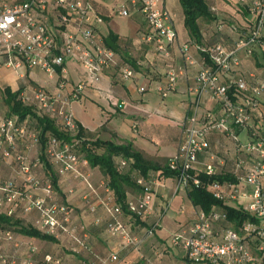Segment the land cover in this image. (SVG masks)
Returning <instances> with one entry per match:
<instances>
[{"label": "built area", "instance_id": "obj_1", "mask_svg": "<svg viewBox=\"0 0 264 264\" xmlns=\"http://www.w3.org/2000/svg\"><path fill=\"white\" fill-rule=\"evenodd\" d=\"M209 2L216 0H208ZM236 6L253 20V26L239 37L233 49L224 44L202 48L193 43L179 47L184 64L166 74L165 85L156 90L166 98L175 88L179 76L185 75L187 66L194 64L192 48L205 53L209 58L196 76L197 98L193 115L181 122V139L178 153L169 159V166L177 172L175 177L182 190L204 187L223 205L239 204L247 198V206L237 205L238 211L248 214L236 227L227 217L224 209L214 208L206 213L201 208L196 212L194 222L182 226L171 239V247L181 249L189 264H261L264 263V81L249 83L238 70L241 65L239 52L253 56L257 47L264 54V0H233ZM211 11L218 14V7L211 4ZM119 16L129 17L139 12L147 25L141 38L153 44L162 59L171 57L170 47L178 42L176 15L163 0H124L117 7ZM104 19L90 0H0V60L15 71L40 68L49 76H56L60 88L69 81L68 60H75L84 69L87 79L77 85L72 97L79 100L82 92L98 83L101 76L111 68L119 67L123 78L129 79L135 71L130 63L120 60L118 54L106 45L100 30ZM236 30L235 28L233 31ZM140 92L149 90L141 86ZM203 95L215 101L218 111L200 112ZM18 99L25 105L38 108L43 114L54 118L56 123L73 136L79 133L71 99L51 95L42 87L28 94L20 91ZM31 119L20 121L15 114L0 115V168L9 166L12 176L0 179V214L9 217L39 213V231L55 241L70 240V253L80 256L91 247L84 234L85 228L73 224L74 210L59 196L41 156L44 155L59 178L74 174L88 190L84 195L87 210L97 214L99 207L106 210L108 219L96 218L94 224L105 225L115 241V249L107 255H94L79 264H116L119 253L135 251L140 253L143 244L153 238L155 226L146 229L142 235L133 232V224L144 219L153 209L156 193L155 180L149 175L137 174L135 180L143 187L141 194L129 199L126 208L118 202L109 188V181L101 179L100 195L92 183L90 174L84 171L89 166L86 159L77 153L79 140L63 143L48 136L46 146L41 150L39 133L31 126ZM227 134L234 142L232 168H226V160L210 143V133ZM247 135L243 142L241 136ZM40 147L36 157L30 155ZM206 154L207 163H201L200 156ZM119 169L125 171L128 162L121 160ZM204 174L212 178L229 174L234 181L212 180L204 184L199 177ZM74 191L70 190V193ZM97 198V200H96ZM15 232L0 230V264H66L52 254L38 259V248L30 244L28 252L21 253L23 244ZM8 247L13 249L8 252ZM43 262V263H42Z\"/></svg>", "mask_w": 264, "mask_h": 264}, {"label": "crops", "instance_id": "obj_2", "mask_svg": "<svg viewBox=\"0 0 264 264\" xmlns=\"http://www.w3.org/2000/svg\"><path fill=\"white\" fill-rule=\"evenodd\" d=\"M104 19L100 33L102 38L115 47L121 62L126 61L133 67L135 74L129 79L122 77L119 67L111 68L105 72L98 83L87 87L80 95L79 100H74L72 95L81 80L87 79L84 69L75 60L67 62L69 69V81L66 88L61 89L56 76H49L40 68L23 70L18 72L4 65L0 60V115L11 116L9 106L6 104V92L18 93L26 90L28 94L38 87H42L51 95H60L64 99H71L69 108L74 113L75 120L84 131L86 138L100 139L106 142H115L119 145L131 143L133 148L141 152L151 163L164 166L170 158L178 153L181 139V122L186 117L193 115L197 98L196 76L200 71L205 56L193 46V65L187 66L185 75L178 78L175 88L164 98L157 90L159 85H165L166 74L171 69H177L183 65V59L179 47L185 43H193L200 47H207L214 43H222L228 49H233L238 34L233 33L226 22L236 21L240 27L247 28L251 22L248 14L240 10L233 3L229 5L224 0H216L218 7L216 22L199 20L201 27V42L189 35L184 22L183 35H179L178 42L170 47L172 55L168 59H162L155 51L153 44H147L141 38L147 31V25L139 12H132L129 17L130 28L120 29L112 24L115 17L119 16L117 7L124 0H90ZM167 6V0H163ZM236 7V8H235ZM176 15L175 22L179 16ZM121 17V16H119ZM123 17V16H122ZM223 24V25H222ZM177 30V22H176ZM113 34L117 40H113ZM241 65L238 70L251 84L264 81V54L261 47H257L253 56H247L239 52ZM132 63V64H131ZM141 86H148L149 90L140 92ZM35 111L42 113L38 108ZM218 111L219 106L209 95H203L200 104V112L206 110ZM128 127L129 130H124ZM209 143L213 151H216L226 160V168L233 166L234 142L227 134L217 132L210 133ZM40 147H35L30 155L36 157ZM201 163H207L206 154L200 156ZM6 171H11L9 166H4ZM90 174L92 183L97 187L100 195L104 196L99 187L100 180L105 176L99 168L90 166L84 168ZM161 172H151L155 180L154 192L156 193L153 209L149 215L142 219V224H133V232L142 235L146 229L154 228L153 238H149L141 252L122 251L116 264H189L185 253L181 249L171 247V239L182 226L194 222L195 214L199 210L194 206L188 196V192L182 190L176 178H165ZM59 196L74 210L73 224L85 228L82 233L86 236L90 249L83 255L77 256L69 251L70 240L51 242L37 238L26 237L15 232V237L23 244L21 253L28 252L30 244L38 248V259L43 261L45 255L52 254L60 257L66 264H79L81 260L93 259L94 255H107L114 251L115 241L109 236L103 224H94L96 218L108 219L105 209L99 207L97 214L90 213L83 200L88 188L74 174L59 179ZM70 190L74 191L70 193ZM129 198L135 197L134 193H128ZM97 200V198H96ZM23 223L39 230V213L32 211L23 214ZM8 252L13 249L8 247ZM170 252V257L165 252ZM160 253V254H158ZM43 263V262H42Z\"/></svg>", "mask_w": 264, "mask_h": 264}, {"label": "trees", "instance_id": "obj_3", "mask_svg": "<svg viewBox=\"0 0 264 264\" xmlns=\"http://www.w3.org/2000/svg\"><path fill=\"white\" fill-rule=\"evenodd\" d=\"M224 1L229 5H232L231 3H233V0ZM179 2L183 10L185 27L189 35L192 36L196 41L201 42L203 36L201 35L199 20L216 22V14L212 13L210 7L211 4H215V1L209 2L208 0H179ZM235 22L236 21L234 20L232 23H229V26L227 27H229L231 31L236 34H238V32L248 31L249 28H251L254 24L253 20L251 19V22L248 23V27L243 28ZM234 28L236 30L233 31ZM110 37L114 41L117 40L113 34H111ZM215 44L217 43L208 46H213ZM106 45L115 51L116 48L113 47L110 42L106 41ZM202 54L205 56L206 63H209L210 61L208 56L203 52ZM18 94L19 92L12 93L11 91H7L6 104L9 106L10 113L17 115L20 121H25V119L28 118L31 119L32 125H34L33 127L39 133L41 150L45 148L47 141L46 138L48 136L56 138L63 143H73L74 140H79L80 144L77 147V153H79L80 158L86 159L90 167L94 169L99 168L101 170L102 174L105 176L104 178L109 181V188L111 189L112 193L117 196L118 202L123 208L127 209V201L139 196L143 191V187L139 186L137 184V180H135L137 174L146 178L151 172L157 171L161 172L160 175L165 178H175L177 176V172L170 168L168 164L169 160L164 166L151 163L141 152L136 151L131 143L119 145L112 141L106 142L100 139H88L85 137L84 131L80 125L79 133L76 136H73L69 131L67 132L61 126H59L54 118L52 119L48 115L36 112L32 106L26 104L24 105L18 99ZM41 158L45 163L48 173L52 175V180L53 183H55V187L59 189V176L55 174L46 157L42 155ZM121 160L128 162L129 167L125 171H121L119 169L118 165ZM199 177L204 184L212 182V180H217L219 182H225L226 180L234 181V177L229 174L216 175L212 176V178L207 177L204 174H200ZM128 193H134L136 196L129 198ZM188 196L194 206L201 208L206 213H210L214 208L224 209L227 213L229 221L236 227L241 223L242 220L248 218L247 213L243 211L240 212L229 205H223L222 202L217 200L204 187L192 186L188 190ZM22 216V213L14 215V217L0 214V230L17 232L28 238L32 237L57 243L55 239L48 235L42 234L37 228L24 225ZM137 222L139 224L143 223L140 219H138ZM261 264L264 263L262 262Z\"/></svg>", "mask_w": 264, "mask_h": 264}, {"label": "rangeland", "instance_id": "obj_4", "mask_svg": "<svg viewBox=\"0 0 264 264\" xmlns=\"http://www.w3.org/2000/svg\"><path fill=\"white\" fill-rule=\"evenodd\" d=\"M167 8H169V10L171 12H176V13L179 14V16H178V18L176 20V22H177V31H178L179 35H183V33H184V28H183L184 25L181 22V18L183 16V10H182V8L180 6L179 0H167ZM128 23H129V20L126 17H122V16L121 17H119V16L115 17L114 20H113V22H112V24H115L116 26H118L120 29H123V30H128L130 28V25ZM225 24L227 26H229L228 25L229 24L228 22H226ZM31 126L33 127L34 125H32V123H31ZM127 129L129 130L128 127H125L124 128V130H127ZM241 139H242L243 142H246L247 141V135L246 134H243L241 136ZM11 176H12L11 171L10 172L9 171H6V169H4V165H3L0 168V179L9 178ZM248 203H249V200L247 198H241L239 200V204L240 205L242 204L244 206H247ZM239 204L236 203V204H231V205H232V207L235 208ZM158 254H160V253H158ZM170 254L171 253L168 252V251L165 252V255H167L169 257H170Z\"/></svg>", "mask_w": 264, "mask_h": 264}]
</instances>
